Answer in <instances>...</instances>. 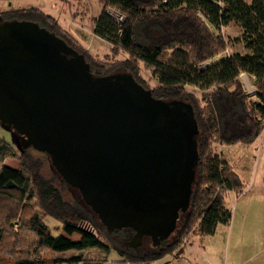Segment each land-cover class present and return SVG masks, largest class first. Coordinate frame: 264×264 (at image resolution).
I'll use <instances>...</instances> for the list:
<instances>
[{"label":"trees","instance_id":"16d2710c","mask_svg":"<svg viewBox=\"0 0 264 264\" xmlns=\"http://www.w3.org/2000/svg\"><path fill=\"white\" fill-rule=\"evenodd\" d=\"M68 1L86 15L83 0ZM98 4L94 35L110 45L101 59L42 10L1 13L0 20L44 28L81 54L93 77L129 74L153 99L192 106L198 159L188 209L179 213L175 230L158 246L131 249L126 242L133 232L123 229L119 231L126 236L118 247L109 240L118 231H106L87 206L81 209L64 200L52 180L41 175L39 160L0 137V264H104L102 259L91 262L82 255H64L88 249L115 250L122 262L132 264L178 257L187 235L210 237L218 226L227 227L232 218L227 193L243 195L247 189L213 147H249L264 132V0H98ZM107 9L120 12L123 21L116 22ZM226 26L241 34L234 38L245 53L228 52L229 39L220 33ZM141 71L150 73L153 85ZM242 74L252 81L251 94L239 78ZM186 89L200 93L199 99ZM6 159H13L17 168L4 166ZM47 217L61 225L63 235L51 234L44 222Z\"/></svg>","mask_w":264,"mask_h":264},{"label":"water","instance_id":"95a60500","mask_svg":"<svg viewBox=\"0 0 264 264\" xmlns=\"http://www.w3.org/2000/svg\"><path fill=\"white\" fill-rule=\"evenodd\" d=\"M0 123L45 153L108 232L153 247L188 209L198 159L190 104L161 101L131 75L93 77L37 24L0 23Z\"/></svg>","mask_w":264,"mask_h":264},{"label":"rangeland","instance_id":"374dc122","mask_svg":"<svg viewBox=\"0 0 264 264\" xmlns=\"http://www.w3.org/2000/svg\"><path fill=\"white\" fill-rule=\"evenodd\" d=\"M20 1L22 0H15L16 3ZM13 2L14 0H7L5 3L7 5ZM40 2L41 0H38V3ZM84 3L86 5V8L88 9V11L86 12V21L82 20L80 17L75 18L71 14L68 15L69 17L66 16L62 19H58H60V25H64L63 27L66 26L70 29L68 30L67 28H65L67 31L71 32L72 35H74L75 40L83 48H85L92 55L101 59L108 53V50H110V45L100 41L99 38L95 37V35L92 34V25L89 21L90 18L97 16L101 9L98 4V0H84ZM70 19L74 20V22H72ZM230 33L232 34H230L228 38V52L243 54V44L239 40L234 38L237 30L235 28H232V31ZM141 73L146 80H149L150 85H153V83L150 81V73L145 71H141ZM239 78L243 82L247 93L251 94L253 92L251 79L244 74H242ZM186 90L187 93L193 95L194 98H197V100L199 99L200 93H195L194 90L190 89ZM0 137L3 138L7 143H9V145H11L12 148H14L16 151L25 149L23 138L17 136L12 130L2 125L0 126ZM222 147L223 146L219 147V149L222 151L223 156L226 157L228 151L226 148ZM26 150H28L35 159L40 161L41 175L46 179L52 180L54 186L61 191L64 200L69 201L70 203L78 206L81 209H86V205L82 201L79 191L75 188L70 187L61 179L54 167L51 165L49 157L45 153L37 152L33 148H26ZM243 151L246 154L249 152L248 154L250 156L247 154L245 158H243L242 156L239 159L235 158L233 169L239 176V178L243 181V183L246 184L247 190H250V187H252V190L248 191V193H246L243 197L242 195H240L241 199L239 200H236V197L234 195H227L225 201L226 206H228V208H230L232 212L236 209V224L240 227L242 225L241 217L243 216V214L249 213V219L251 217V219L253 220L254 227H256L257 233L254 236L250 237L251 240H255V243L250 246L247 254L244 255V258L241 260L238 258L237 260L233 261V264H264V195H261V193L259 192L260 188L264 186V132L259 137V139L249 147V149L243 148ZM6 160L8 164L10 163L14 165L13 162L15 161L13 159ZM178 221L180 222V220ZM44 222L45 225L50 229V232L53 236L64 234L61 229V225L54 219L47 217L45 218ZM125 236V231H118L110 234V239H108L113 243H116L118 247H122ZM190 237L191 235H187L184 239H186V241L189 243ZM74 238H77V236ZM194 240L196 241V244H199V238H195ZM127 243L130 242L128 241ZM138 248L140 251H145L152 248L150 239L143 238L141 245ZM208 250L211 251L212 248H209ZM185 253L184 255L179 257L182 264H188L190 262L191 264H203L202 257L197 251L190 250ZM64 255L65 257L82 255L85 259L90 260L91 262H96L102 259L105 260L104 264H132L122 262L120 256L115 250H110L107 253L98 249H88L80 252L67 251L64 252ZM171 257L172 256H166L151 264H167V262L170 261ZM193 259H196L197 262H194Z\"/></svg>","mask_w":264,"mask_h":264},{"label":"crops","instance_id":"0c3cea01","mask_svg":"<svg viewBox=\"0 0 264 264\" xmlns=\"http://www.w3.org/2000/svg\"><path fill=\"white\" fill-rule=\"evenodd\" d=\"M6 1L7 0L0 1V14L6 13V12H13V11H18V10L34 8V9L42 10L43 12L54 16L58 20L59 24H61V22L59 21L60 19L66 16L69 17L68 15L70 14L73 15L75 18L80 17L82 20H85V21L87 17V13L85 16L80 15L79 12L77 13L73 4L68 0H41L40 3H38V0H33V1L32 0H26V1L22 0L18 3H16L14 0L13 3H9L7 5L5 3ZM83 4L85 5L84 0H83ZM99 13L97 14V16L99 15ZM97 16H94L93 18H90L89 20L92 25L91 30H92L93 35H94L93 19L96 18ZM70 20L74 22V20L72 19ZM61 26L63 27L64 25H61ZM63 28L65 29L67 27L65 26ZM67 29L70 30L69 28ZM69 33L71 34V32ZM72 36L74 37V35ZM249 147H245L242 145L222 147V148H226L228 151V154L226 157H224V159L229 164V166L234 168V159L235 158L239 159L241 156L245 158L249 152L246 154L243 151V148L249 149ZM13 163L14 165L10 163L8 164L7 160H5L3 162V165L16 169L17 164L16 162H13ZM251 188L252 187H250V190H252ZM250 190H247L242 195V197L246 193H248V191ZM259 192L261 193V195H264V186L260 188ZM227 195H234L236 197V200L241 199L240 195H236L233 192H228ZM235 210L232 212V218L227 227L218 226L215 234L213 236H210V238H207V237L200 238L198 236H191L189 239V245L183 248L182 253L178 257H171L170 261H168L167 264H182L180 261L181 259L179 257L184 255L185 252H188L190 250L197 251L199 253V255L202 257L203 264H233V261L237 260L238 258L240 260L243 259L244 255L247 254V251L249 250L250 246L255 243V240H251L250 237L254 236L257 232H256V227H254L253 220L251 219V217L249 219V215H248L249 213L243 214V216L241 217L242 225L239 227L235 221V219L237 218ZM195 238H199V244L198 243L196 244V241L194 240ZM209 248H212V250L209 251L208 250ZM193 261L197 262L196 259H193ZM188 264H191V262Z\"/></svg>","mask_w":264,"mask_h":264},{"label":"built area","instance_id":"2783aa9c","mask_svg":"<svg viewBox=\"0 0 264 264\" xmlns=\"http://www.w3.org/2000/svg\"><path fill=\"white\" fill-rule=\"evenodd\" d=\"M107 13L118 23H121L123 21V19H124V16L120 12H118V11H116L114 9H107ZM231 31H232V27H230V26L220 27V33L225 38H229V35L232 34V33H230ZM240 35L241 34L237 32L235 36L238 37ZM249 93H251V92H249ZM219 147L220 146H214L213 147V152L215 154H217V155H223L222 151L219 149ZM188 245H189V243L186 241V239H183L181 241V243H180V246H182V247H187Z\"/></svg>","mask_w":264,"mask_h":264},{"label":"flooded vegetation","instance_id":"af4514ba","mask_svg":"<svg viewBox=\"0 0 264 264\" xmlns=\"http://www.w3.org/2000/svg\"><path fill=\"white\" fill-rule=\"evenodd\" d=\"M10 21V20H9ZM8 20H0V23H5V22H9ZM132 237H133V233H132V235L130 236V238L128 239V241H131L132 240ZM127 241V242H128ZM126 242V243H127ZM127 245V244H126ZM131 248V247H130ZM131 249H133V248H131ZM134 250H136V251H139V248H137V249H134Z\"/></svg>","mask_w":264,"mask_h":264}]
</instances>
